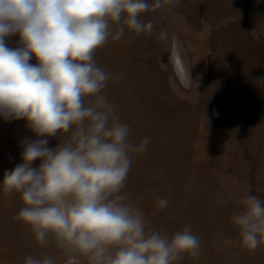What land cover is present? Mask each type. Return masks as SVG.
<instances>
[{"label": "rangeland", "instance_id": "rangeland-1", "mask_svg": "<svg viewBox=\"0 0 264 264\" xmlns=\"http://www.w3.org/2000/svg\"><path fill=\"white\" fill-rule=\"evenodd\" d=\"M141 19L153 21L151 35L125 28L93 57L110 74L101 94L129 126L131 142L150 137L146 153H130L125 203L168 237L191 227L200 255L174 264H264V244L244 247L231 219L243 195L264 201V0H180ZM6 40L19 46L18 35ZM71 134L48 138V147ZM25 137L37 138L25 120L0 117V264H24L29 255L88 264L52 241L38 245L16 219L20 194L3 193L5 171L22 163Z\"/></svg>", "mask_w": 264, "mask_h": 264}, {"label": "clouds", "instance_id": "clouds-1", "mask_svg": "<svg viewBox=\"0 0 264 264\" xmlns=\"http://www.w3.org/2000/svg\"><path fill=\"white\" fill-rule=\"evenodd\" d=\"M173 2L180 0H0V117L25 120L37 137L21 141L22 163L5 171L3 193L20 194L24 206L16 219L38 245L52 241L88 264H174L185 254L199 257L200 240L190 226L168 237L150 226L142 209L125 203L130 153H146L150 137L131 142L129 126L101 94L110 74L93 58L125 28L151 35L155 25L142 14ZM13 35L19 36L17 47L7 43ZM33 57L38 63H30ZM70 131L66 141L48 147V138ZM157 202L168 205L166 198ZM240 204L231 219L243 246L254 251L264 244V201L245 194ZM24 264L54 260L29 255Z\"/></svg>", "mask_w": 264, "mask_h": 264}]
</instances>
